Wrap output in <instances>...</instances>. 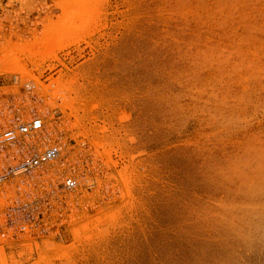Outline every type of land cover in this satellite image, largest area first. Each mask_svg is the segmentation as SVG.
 <instances>
[{"label":"rangeland","instance_id":"374dc122","mask_svg":"<svg viewBox=\"0 0 264 264\" xmlns=\"http://www.w3.org/2000/svg\"><path fill=\"white\" fill-rule=\"evenodd\" d=\"M31 118L0 264H264V0H0V135Z\"/></svg>","mask_w":264,"mask_h":264},{"label":"built area","instance_id":"2783aa9c","mask_svg":"<svg viewBox=\"0 0 264 264\" xmlns=\"http://www.w3.org/2000/svg\"><path fill=\"white\" fill-rule=\"evenodd\" d=\"M42 128V122L39 118H31L28 122L20 124L15 129L7 130L0 135V155L12 151V157L16 162L15 165L7 167L0 173V187L4 186L11 178H18L29 175L31 172L56 160L59 156L57 147H50L43 151H33L24 141L25 136L32 135ZM11 154V153H10ZM66 189H73L75 183L72 179L67 178L63 181ZM29 207L26 202H21L16 206H11L12 211H24ZM4 236V233H2Z\"/></svg>","mask_w":264,"mask_h":264}]
</instances>
